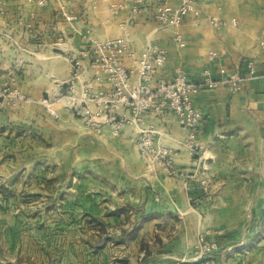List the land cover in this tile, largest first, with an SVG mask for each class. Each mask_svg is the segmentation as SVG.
Here are the masks:
<instances>
[{"label":"crops","instance_id":"0c3cea01","mask_svg":"<svg viewBox=\"0 0 264 264\" xmlns=\"http://www.w3.org/2000/svg\"><path fill=\"white\" fill-rule=\"evenodd\" d=\"M196 1L198 21L187 17L178 26L163 27L153 17L155 0L137 12L133 0H0V66L17 64L23 51H31L41 60L37 65L47 66V81L55 76V58L68 80L75 56L83 65L76 88L97 94L112 82L100 60L83 52L115 37L127 42L120 62L129 69L145 47L165 51L152 85L178 70L199 81L206 69L215 77L221 67L243 69L245 59L259 63L264 0ZM212 16L225 24H211ZM210 51L216 54L212 60ZM193 103L203 116L193 150L167 109L148 110L136 119L129 108L119 107L116 115L127 119L120 132L113 133L101 114L100 130L82 123L83 135L67 139L76 147L64 156L62 186H51L48 179L45 188L35 190L59 196L56 208L63 213L57 223L92 225L95 233L89 230L83 238L99 242V248L80 243L77 252L53 255L52 264H264V77L250 78L236 91L203 88ZM87 104L97 110L93 99ZM140 129L151 131L155 146L174 150L172 167L139 153ZM185 172L193 176L185 178ZM199 235L214 245L205 258L194 252Z\"/></svg>","mask_w":264,"mask_h":264},{"label":"rangeland","instance_id":"374dc122","mask_svg":"<svg viewBox=\"0 0 264 264\" xmlns=\"http://www.w3.org/2000/svg\"><path fill=\"white\" fill-rule=\"evenodd\" d=\"M23 53L17 64L0 66V264H52L53 255L77 252L80 243L99 248V242L83 238L89 230L95 233L92 225L57 223L63 213L56 208L59 196L35 190L48 179L62 186L64 156L76 147L66 141L85 132L74 109L82 101L76 81L69 95L73 61L80 59L70 58L67 80L55 58V76L47 81V66L37 65L41 60L31 51Z\"/></svg>","mask_w":264,"mask_h":264},{"label":"built area","instance_id":"2783aa9c","mask_svg":"<svg viewBox=\"0 0 264 264\" xmlns=\"http://www.w3.org/2000/svg\"><path fill=\"white\" fill-rule=\"evenodd\" d=\"M39 4L46 0H36ZM149 0H133L132 10L137 12L144 9V4ZM153 7V17L163 27L178 26L187 17H192L195 21L199 20L200 8L196 0H180L177 5H172L168 0H155ZM69 18V17H67ZM209 22L213 25H224L225 21L210 17ZM233 24L235 19H231ZM174 40L183 45V38L180 33L174 34ZM260 47L259 63L252 58L245 59L243 69L229 71L223 67L219 68L218 76H212L206 69L202 73L199 81H191L179 70L169 79H159L151 84L153 73L166 61V53L155 45L145 47L137 59L134 69L123 66L120 62L121 57L128 53V45L123 37H115L96 42L90 50L83 53L95 54L99 59L101 70L108 75L112 86L107 91H99L91 94L86 89L81 91V103L74 107L85 124L93 130H100L103 121L100 120L101 114L105 115L104 122L112 127L113 133H118L126 123L127 119L117 116L115 111L119 107L129 108L132 118H138L148 110L167 109L177 118L181 127L186 131V142L193 150L195 147L194 135L203 122V116L199 109L194 106L193 97L203 88L213 89L217 87H227L236 91L242 89L244 82L253 77H264V39H259ZM107 53V54H105ZM216 54L213 51L208 53L210 60ZM260 66V68L258 67ZM82 65L79 60H74L72 65V80L69 95L73 96V84L78 79V71ZM137 76V81H133V76ZM93 99L96 102L97 110L93 111L87 101ZM136 145L139 153L144 157H150L163 161L172 167L174 150L164 146L153 144L152 133L148 129H140ZM185 178H191V172H185ZM201 187L207 189L204 180ZM213 244L206 241L202 235L198 236L194 252L198 256H203L211 252Z\"/></svg>","mask_w":264,"mask_h":264}]
</instances>
